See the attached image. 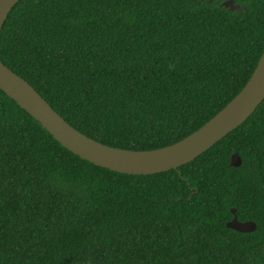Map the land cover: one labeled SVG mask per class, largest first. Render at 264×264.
<instances>
[{
    "label": "trees",
    "instance_id": "trees-1",
    "mask_svg": "<svg viewBox=\"0 0 264 264\" xmlns=\"http://www.w3.org/2000/svg\"><path fill=\"white\" fill-rule=\"evenodd\" d=\"M223 1L18 0L0 61L86 136L163 147L223 108L264 50V0ZM231 208L255 229L227 227ZM0 264H264V99L145 175L72 153L0 90Z\"/></svg>",
    "mask_w": 264,
    "mask_h": 264
},
{
    "label": "water",
    "instance_id": "water-1",
    "mask_svg": "<svg viewBox=\"0 0 264 264\" xmlns=\"http://www.w3.org/2000/svg\"><path fill=\"white\" fill-rule=\"evenodd\" d=\"M18 0H0V31L8 13ZM222 5L230 10L244 8L233 0ZM0 90L51 134L63 147L79 157L104 168L126 174H155L190 162L227 133L238 127L264 99V50L251 75L237 94L208 121L186 137L163 147L132 150L109 146L74 129L24 78L0 61ZM237 152L230 165L238 166ZM232 218L226 226L242 232L255 229L253 221H239L231 208Z\"/></svg>",
    "mask_w": 264,
    "mask_h": 264
}]
</instances>
